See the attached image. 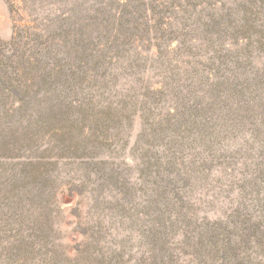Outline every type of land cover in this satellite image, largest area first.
<instances>
[{"label": "rangeland", "instance_id": "1", "mask_svg": "<svg viewBox=\"0 0 264 264\" xmlns=\"http://www.w3.org/2000/svg\"><path fill=\"white\" fill-rule=\"evenodd\" d=\"M0 264H264V0H0Z\"/></svg>", "mask_w": 264, "mask_h": 264}, {"label": "trees", "instance_id": "2", "mask_svg": "<svg viewBox=\"0 0 264 264\" xmlns=\"http://www.w3.org/2000/svg\"><path fill=\"white\" fill-rule=\"evenodd\" d=\"M220 24L219 23H212L210 24V28L209 30H219L220 29ZM211 237H209L208 239L211 241L210 246H208L206 249L205 248H197L198 252L203 251L207 257L213 258L217 255L218 251H220V245H219V235L217 233H212L210 234ZM227 239V235H225V241ZM205 249V250H204ZM201 254V253H200Z\"/></svg>", "mask_w": 264, "mask_h": 264}]
</instances>
